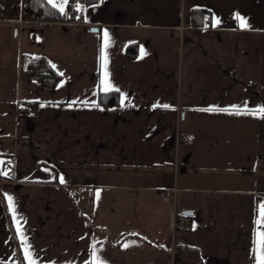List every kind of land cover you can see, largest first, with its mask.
<instances>
[{"label": "crops", "instance_id": "0c3cea01", "mask_svg": "<svg viewBox=\"0 0 264 264\" xmlns=\"http://www.w3.org/2000/svg\"><path fill=\"white\" fill-rule=\"evenodd\" d=\"M23 3L0 0V264H259L264 0H101L82 23ZM109 91L119 104L97 105Z\"/></svg>", "mask_w": 264, "mask_h": 264}, {"label": "trees", "instance_id": "16d2710c", "mask_svg": "<svg viewBox=\"0 0 264 264\" xmlns=\"http://www.w3.org/2000/svg\"><path fill=\"white\" fill-rule=\"evenodd\" d=\"M101 0H67L66 6L61 11L48 0H24L23 18L28 21L42 22H75L77 13L83 6H93ZM205 10L194 9L191 12L190 24L196 27L203 25V14ZM137 52V45L130 44L126 48V55L134 57ZM21 72L28 80L36 81L42 88H55L62 76L51 66L44 56H23L21 59ZM97 105L104 108L113 107L119 104V94L116 91L101 92L98 95ZM6 157L8 154H3ZM180 214L178 219L184 218ZM19 264V263H12Z\"/></svg>", "mask_w": 264, "mask_h": 264}, {"label": "built area", "instance_id": "2783aa9c", "mask_svg": "<svg viewBox=\"0 0 264 264\" xmlns=\"http://www.w3.org/2000/svg\"><path fill=\"white\" fill-rule=\"evenodd\" d=\"M203 18L206 19L207 18V14L205 13L203 15ZM83 21V12L82 11H78L77 13V18L75 20V22L77 23H82ZM27 108H30L32 111H35V107L31 104H28L27 105ZM10 169V166H9V162L8 161H4L1 163L0 165V177L6 175V173L8 172V170ZM175 191L174 189L172 190V192ZM72 194L74 195H83V196H86V197H92L93 193L90 189H78V188H74L72 189L71 191ZM172 196L171 193H166L163 195V198L168 200L170 199ZM189 217L185 216L184 218L182 219H178V218H175L174 219V223H173V230L176 231V230H183L186 225L188 224L189 222Z\"/></svg>", "mask_w": 264, "mask_h": 264}, {"label": "snow or ice", "instance_id": "6c2138e0", "mask_svg": "<svg viewBox=\"0 0 264 264\" xmlns=\"http://www.w3.org/2000/svg\"><path fill=\"white\" fill-rule=\"evenodd\" d=\"M64 2L66 3L67 0H64ZM54 6H56V5H54ZM60 10L63 11V4L60 6ZM241 26H242V27H246L247 24L244 23V22H242ZM105 90H107V89H105ZM260 111H261L262 113H264V109H261ZM61 182H64V181H63V177H61ZM258 223H264V204H261V205H260V221H259ZM258 235H259V238H260V239H259V243H260L262 246H264V232H261V233H259ZM125 246H127V245H125ZM259 264H264V258H262V259L260 260Z\"/></svg>", "mask_w": 264, "mask_h": 264}, {"label": "water", "instance_id": "95a60500", "mask_svg": "<svg viewBox=\"0 0 264 264\" xmlns=\"http://www.w3.org/2000/svg\"><path fill=\"white\" fill-rule=\"evenodd\" d=\"M89 31H90V32H97V31H98V28H96V27H92V28H90ZM182 214L185 215V216H188V215H191L192 212H191V211H188V210H184V211L182 212Z\"/></svg>", "mask_w": 264, "mask_h": 264}, {"label": "rangeland", "instance_id": "374dc122", "mask_svg": "<svg viewBox=\"0 0 264 264\" xmlns=\"http://www.w3.org/2000/svg\"><path fill=\"white\" fill-rule=\"evenodd\" d=\"M1 163H2V161H1V159H0V165H1Z\"/></svg>", "mask_w": 264, "mask_h": 264}]
</instances>
